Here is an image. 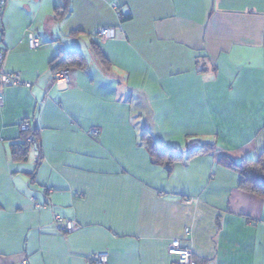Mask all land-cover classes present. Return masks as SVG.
Segmentation results:
<instances>
[{
    "label": "crops",
    "instance_id": "0c3cea01",
    "mask_svg": "<svg viewBox=\"0 0 264 264\" xmlns=\"http://www.w3.org/2000/svg\"><path fill=\"white\" fill-rule=\"evenodd\" d=\"M64 5L8 0L1 16L4 68L30 86L0 87V264H175V240L197 264H264V197L220 164L264 153V0H70L55 18ZM70 52L88 67L60 90L53 67ZM25 121L38 161L13 157ZM145 132L183 156L172 174Z\"/></svg>",
    "mask_w": 264,
    "mask_h": 264
},
{
    "label": "trees",
    "instance_id": "16d2710c",
    "mask_svg": "<svg viewBox=\"0 0 264 264\" xmlns=\"http://www.w3.org/2000/svg\"><path fill=\"white\" fill-rule=\"evenodd\" d=\"M65 5L57 8L55 12V18L61 19L67 15L70 0H64ZM130 17H123L122 21L125 22ZM95 54L97 55L100 63L105 70H109L111 67L110 62L105 55L101 52L99 47H95ZM88 62L80 52H70L61 54L53 67L54 74L62 69L75 68L78 70H86ZM24 142L20 145H15L13 148V157L16 161H26L28 155L32 152V146L28 143L30 137L36 139L37 136L33 129L30 132L23 133ZM147 147L150 152L152 163L155 165L165 166L168 173L172 174L174 167L177 163L183 160V156L179 153L171 152L163 149L159 146L157 139L148 132L143 134L142 143ZM215 150V145H204L200 149L188 154V158L207 154ZM220 164L232 171L241 175L240 189L255 194L260 197H264V185L262 184V178H264V153L256 160L244 159L241 162H236L229 157L223 156L220 159Z\"/></svg>",
    "mask_w": 264,
    "mask_h": 264
},
{
    "label": "built area",
    "instance_id": "2783aa9c",
    "mask_svg": "<svg viewBox=\"0 0 264 264\" xmlns=\"http://www.w3.org/2000/svg\"><path fill=\"white\" fill-rule=\"evenodd\" d=\"M8 0H0V87H14V86H30L29 83H26L20 73H9L5 70V61L7 57L6 50L1 46V33H2V25H1V16L3 15L4 9L6 7ZM116 8V6H114ZM121 17V14H118ZM98 35L103 37L105 40L112 39L114 37V31L111 29H100L98 31ZM28 44L30 49L36 50L42 46V43L35 37L34 34H29L28 36ZM53 83L56 84L60 90H66L70 86V71L69 69H62L54 74ZM32 129L31 123L29 121H25L21 123L20 130L22 133L30 132ZM92 137L99 136V130L93 129L91 131ZM28 143L33 147V154L36 160L38 161L41 156V151L39 148L38 140L34 137H30L28 139ZM195 202L194 199L188 198L185 200V203L190 205ZM56 223L58 229L64 231L66 233H72L77 229V224L74 221L63 219L60 216L56 217ZM188 232V231H186ZM169 253L172 256L176 257L175 264H197L195 259L193 258V251L184 247L181 244L180 240H175L172 243L171 249ZM91 264H109L108 263V255L107 254H99L93 256L91 259Z\"/></svg>",
    "mask_w": 264,
    "mask_h": 264
},
{
    "label": "water",
    "instance_id": "95a60500",
    "mask_svg": "<svg viewBox=\"0 0 264 264\" xmlns=\"http://www.w3.org/2000/svg\"><path fill=\"white\" fill-rule=\"evenodd\" d=\"M261 182H262V184L264 185V178H262V181H261Z\"/></svg>",
    "mask_w": 264,
    "mask_h": 264
},
{
    "label": "snow or ice",
    "instance_id": "6c2138e0",
    "mask_svg": "<svg viewBox=\"0 0 264 264\" xmlns=\"http://www.w3.org/2000/svg\"><path fill=\"white\" fill-rule=\"evenodd\" d=\"M121 75H123V73H121ZM133 87H136V85H133ZM163 111V110H162Z\"/></svg>",
    "mask_w": 264,
    "mask_h": 264
}]
</instances>
